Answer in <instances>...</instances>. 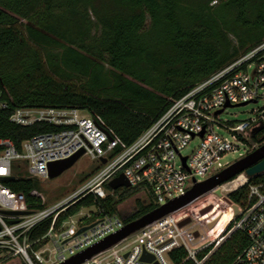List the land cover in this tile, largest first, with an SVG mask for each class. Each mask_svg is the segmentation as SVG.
<instances>
[{
	"label": "trees",
	"instance_id": "1",
	"mask_svg": "<svg viewBox=\"0 0 264 264\" xmlns=\"http://www.w3.org/2000/svg\"><path fill=\"white\" fill-rule=\"evenodd\" d=\"M262 44L264 0H0V90L10 96L7 109L0 110V138L20 151L25 140L54 131L48 125L11 123L17 108H73L99 117L104 128L130 146L172 101ZM263 55L264 50L257 57ZM252 140L263 144L264 130ZM23 174L16 168L5 184L29 210L44 209L31 195L37 182ZM260 182L264 173L249 178L228 200L243 206L248 186ZM104 189L111 191L106 184ZM138 192L148 193L139 186L105 198L80 196L58 215L54 229L91 207L95 216L119 217L117 206ZM136 209L123 219L126 224L155 206L137 200ZM220 218L218 234L226 221ZM51 220L28 233L32 251L47 244ZM246 247L245 234L235 231L197 257L210 253L203 264H231ZM169 258L173 264H192L184 248L174 249Z\"/></svg>",
	"mask_w": 264,
	"mask_h": 264
},
{
	"label": "built area",
	"instance_id": "2",
	"mask_svg": "<svg viewBox=\"0 0 264 264\" xmlns=\"http://www.w3.org/2000/svg\"><path fill=\"white\" fill-rule=\"evenodd\" d=\"M263 50L264 44L199 83L182 98L172 101L162 116L130 146L104 128L99 117L83 110H13L9 116L11 123L20 127L48 125L54 131L25 140L20 151L11 140L0 138V249L3 253L21 256L27 264H60L120 231L126 225L122 219L95 216L94 207L80 210L54 229L58 215L77 198L89 194L105 198L102 195L104 185L108 186L119 175L124 176L129 188L144 187L157 209L185 195L195 183H201L228 167L229 163H220L223 156L241 148L245 152L247 142L253 138L252 131L260 126L264 130V55L257 57ZM243 64H246L244 70L232 74ZM7 99H10L8 93L0 90V110L7 109ZM243 103L259 105L253 118L244 121L221 119L227 109ZM226 104L229 107L224 108ZM194 140L199 141L198 145L189 155H182L181 151ZM80 151L84 152L82 156L99 162L104 168L88 179L79 192L51 210H29L18 202L17 195L5 184L13 178L14 162H25V178L48 179L50 163L67 160ZM237 177L215 190H222ZM248 180L246 178L243 184ZM31 195L40 198L37 191ZM198 199L81 264H173L169 254L177 248L185 249L192 264H203L210 253L199 260L198 252L192 249L190 236L178 227L179 214ZM2 211L29 214L7 216L1 214ZM49 217L52 220L44 238L54 247L53 257L48 244L32 251L27 241L30 230ZM231 222L227 235L241 231L247 238V247L231 264H264V182L248 186L246 202L238 206ZM86 227V231L76 236ZM220 242H216L215 247ZM143 253L152 256L153 261L142 262Z\"/></svg>",
	"mask_w": 264,
	"mask_h": 264
},
{
	"label": "rangeland",
	"instance_id": "3",
	"mask_svg": "<svg viewBox=\"0 0 264 264\" xmlns=\"http://www.w3.org/2000/svg\"><path fill=\"white\" fill-rule=\"evenodd\" d=\"M258 106L259 105L248 104L242 107L229 108L221 115V119L225 121L249 120L255 116L254 110H256ZM219 133L226 136V134L223 132ZM262 138L263 136L259 137V140ZM198 142V140H194L190 146L181 151V154L189 155L191 151L198 145ZM257 147H259V141H253L250 139L247 142L245 152L241 148L236 153L225 154L220 163L223 164L227 162L231 165L252 152ZM13 168L14 170L18 168V171H23L27 175L25 162H14ZM103 168L104 166L99 162L92 160L89 157L82 156L70 169L63 172L57 178L34 179L38 184L36 191L40 195L39 197L41 204L44 206V208L51 210L55 205L65 202L68 198L79 192L87 183L88 179L95 176ZM231 187L232 185L229 183L224 188H222V190H214L213 192L206 194L194 202L181 214H179L178 227L182 229L184 233H187L190 236L192 249H195L198 253L208 246L215 247L216 242H222L223 239H226L229 236L227 235V227L238 212V205L228 200V195L234 192H230ZM117 190H111L110 192H115ZM109 193L104 189L102 195L105 197L109 195ZM118 193H121V191ZM115 199H118L117 196H115ZM137 200L144 205L149 204L150 201L152 202L150 194L148 195V193L138 192L134 196L125 199L117 206V215L120 219L125 220L137 211ZM92 212H96V209H92ZM219 215H221V217H226L225 226L220 234L216 232L219 223L222 222L221 218L219 220L216 219V217ZM217 235H219V237ZM216 236L218 239H216ZM212 240L215 241L211 244L210 241ZM47 244L49 245V249L52 251L51 257H53L54 247L51 243H49V241ZM0 264L27 263L21 256L2 253L0 254Z\"/></svg>",
	"mask_w": 264,
	"mask_h": 264
},
{
	"label": "water",
	"instance_id": "4",
	"mask_svg": "<svg viewBox=\"0 0 264 264\" xmlns=\"http://www.w3.org/2000/svg\"><path fill=\"white\" fill-rule=\"evenodd\" d=\"M246 103L236 105L234 107H242L245 106ZM229 107L228 104L224 106V108ZM219 111L217 114H219ZM263 130V127L260 126L255 128L252 131V137H255L259 132ZM203 135V132L200 136ZM83 151L78 152L73 157L59 162L50 163L48 165V179H54L60 176L63 172L70 169L74 163L83 155ZM184 162V159H183ZM105 163V161H103ZM264 173V143L261 144L259 147L254 149L249 154L245 155L238 161L234 162L233 164L229 165L222 171L218 172L217 174L213 175L212 177L208 178L207 180L201 183H195L194 186L189 189L185 195L167 203L166 205L154 209L153 211L143 215L142 217L127 223L120 231L117 233L110 235L109 237L105 238L104 240L100 241L99 243L93 245L92 247L76 254L75 256L71 257L67 261L60 263V264H81L84 261L90 259L92 256L102 252L111 246L115 245L125 237L129 236L130 234L144 228L145 226L163 218L164 216L173 213L196 199L214 191L221 185L229 182L230 180L234 179L235 177L244 174L246 178H252ZM108 188L112 191L117 190L119 188H129V184L125 180L123 175H119L115 179L111 180L108 183ZM1 214L7 216H23L29 214L28 212H7L2 211ZM12 224V222H10ZM88 227L80 229L76 236L80 235L84 231H86ZM142 262L150 263L153 261V257L143 253L141 257Z\"/></svg>",
	"mask_w": 264,
	"mask_h": 264
},
{
	"label": "bare ground",
	"instance_id": "5",
	"mask_svg": "<svg viewBox=\"0 0 264 264\" xmlns=\"http://www.w3.org/2000/svg\"><path fill=\"white\" fill-rule=\"evenodd\" d=\"M245 180H246V177L244 178L237 177L234 181L230 182V184L232 185L230 190L233 191L237 187L241 186L245 182Z\"/></svg>",
	"mask_w": 264,
	"mask_h": 264
}]
</instances>
